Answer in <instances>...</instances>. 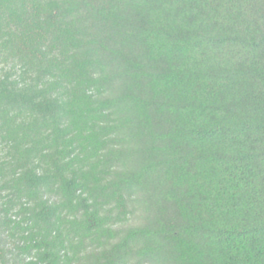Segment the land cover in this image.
Instances as JSON below:
<instances>
[{"label": "trees", "instance_id": "1", "mask_svg": "<svg viewBox=\"0 0 264 264\" xmlns=\"http://www.w3.org/2000/svg\"><path fill=\"white\" fill-rule=\"evenodd\" d=\"M0 264H264V0H0Z\"/></svg>", "mask_w": 264, "mask_h": 264}]
</instances>
